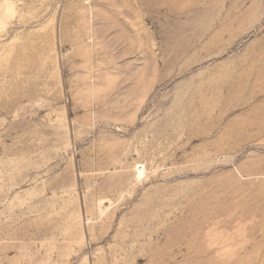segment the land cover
<instances>
[{
	"label": "rangeland",
	"instance_id": "obj_1",
	"mask_svg": "<svg viewBox=\"0 0 264 264\" xmlns=\"http://www.w3.org/2000/svg\"><path fill=\"white\" fill-rule=\"evenodd\" d=\"M0 264H264V0H0Z\"/></svg>",
	"mask_w": 264,
	"mask_h": 264
}]
</instances>
